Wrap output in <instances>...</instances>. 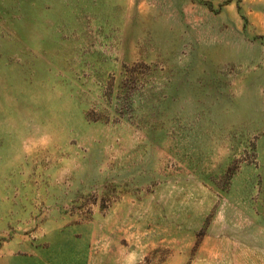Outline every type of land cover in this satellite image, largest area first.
<instances>
[{
	"label": "rangeland",
	"instance_id": "1",
	"mask_svg": "<svg viewBox=\"0 0 264 264\" xmlns=\"http://www.w3.org/2000/svg\"><path fill=\"white\" fill-rule=\"evenodd\" d=\"M0 264H264V0H0Z\"/></svg>",
	"mask_w": 264,
	"mask_h": 264
}]
</instances>
